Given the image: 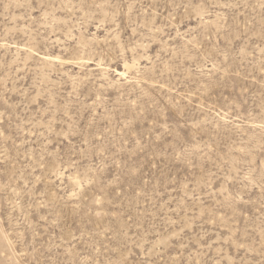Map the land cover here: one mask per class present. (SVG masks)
<instances>
[{
	"label": "rangeland",
	"instance_id": "1",
	"mask_svg": "<svg viewBox=\"0 0 264 264\" xmlns=\"http://www.w3.org/2000/svg\"><path fill=\"white\" fill-rule=\"evenodd\" d=\"M0 264H264V0H0Z\"/></svg>",
	"mask_w": 264,
	"mask_h": 264
}]
</instances>
